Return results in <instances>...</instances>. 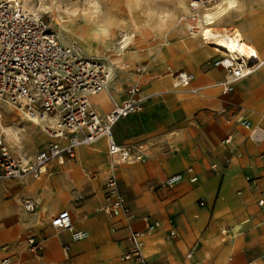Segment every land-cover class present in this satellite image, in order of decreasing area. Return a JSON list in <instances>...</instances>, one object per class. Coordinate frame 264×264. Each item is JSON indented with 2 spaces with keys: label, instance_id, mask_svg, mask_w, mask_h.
Instances as JSON below:
<instances>
[{
  "label": "crops",
  "instance_id": "0c3cea01",
  "mask_svg": "<svg viewBox=\"0 0 264 264\" xmlns=\"http://www.w3.org/2000/svg\"><path fill=\"white\" fill-rule=\"evenodd\" d=\"M180 44L168 57L167 53H155L150 72L121 83L118 80L107 88L106 95L101 93L91 100L92 109L104 118L115 103L125 99L127 88L122 89V83L141 86V96L146 99L143 110L113 128L116 143L130 149V162L112 167L108 143L101 139L80 147L74 159L53 161L39 179L9 180L25 186L11 201L5 198L10 190L0 183L4 200V205L0 204V264L7 258L11 264H75L90 250L105 246L114 249L113 264H134L122 258L131 248L129 238L135 231L145 233L143 253L149 264H186L195 257L190 264H256L260 260L264 255V207L259 205L264 197V139L251 140V132L237 120L243 117L253 128L264 131V71L258 70L237 83L232 94H225L213 84L224 81L227 71L222 67L206 71L200 66L205 59L219 55L204 54L202 49L195 52L185 47L186 42ZM185 54L193 57L192 66L183 59ZM181 60L187 68L181 71L193 73L194 69L206 77L205 82L193 81L197 89L174 87L175 73L166 65L176 66ZM20 119L26 120L24 116ZM30 131H20L21 139L32 143L25 147L26 160L27 156L36 157L43 142L40 132ZM111 173L118 178L132 219L102 210L107 196L103 185ZM177 174H183V180L167 187L166 180ZM26 197L37 203L35 213L25 212L22 201ZM201 201H205L204 207ZM62 211L70 213L77 231L89 233L88 239L73 242L68 231L51 226ZM199 218H205V224L197 234L192 224ZM212 219H223L225 224L226 236L221 242L209 232L202 237ZM153 222L160 226L148 233ZM242 222V232L234 233L232 225ZM174 230L176 236L172 238ZM167 231L168 240L145 253L146 241L160 239ZM31 237L43 240L39 254L28 243ZM196 239L200 243H193ZM202 240L211 247L224 244L211 258L206 256ZM149 252L154 253L151 258L146 256Z\"/></svg>",
  "mask_w": 264,
  "mask_h": 264
},
{
  "label": "built area",
  "instance_id": "2783aa9c",
  "mask_svg": "<svg viewBox=\"0 0 264 264\" xmlns=\"http://www.w3.org/2000/svg\"><path fill=\"white\" fill-rule=\"evenodd\" d=\"M259 64L236 63L230 59L214 62L215 67L224 68L230 76L216 86L225 94H232L236 84L255 73ZM141 71L145 73V69ZM174 77L176 88L189 89L194 81L193 75L187 71H178ZM107 88L108 69L104 60L85 57L75 44L64 46L45 18L33 16L14 1H0V105L11 107L29 120H55V125L46 131L49 144L27 163L15 158L4 137L0 136V181L39 179L48 172V165L53 161L74 159L80 147L101 139L108 143V154L114 162L112 167L130 162L133 158L130 149L116 143L113 128L120 120L140 113L146 99L142 98L139 85H131L125 90V99L115 103L103 118L92 109L91 97ZM237 123L251 132V140L264 139V131L253 128L249 120L240 117ZM182 180L183 174H177L168 178L165 185L174 186ZM191 181L196 183L197 179L192 177ZM103 186L107 196L102 210L114 217L132 219V211L120 191L117 176L111 173ZM259 205L264 207V197ZM200 206L204 207V202L201 201ZM23 208L26 213H35L37 203L26 200ZM51 226L68 231L73 242L89 237L88 232L76 230L68 211L56 215ZM159 226L158 222L150 223L148 233ZM144 236L145 233L139 231L130 235L131 248L123 261L149 264L143 253ZM170 236L175 237L176 231ZM28 243L40 253L42 239L31 237ZM1 264H11V261L7 258Z\"/></svg>",
  "mask_w": 264,
  "mask_h": 264
},
{
  "label": "rangeland",
  "instance_id": "374dc122",
  "mask_svg": "<svg viewBox=\"0 0 264 264\" xmlns=\"http://www.w3.org/2000/svg\"><path fill=\"white\" fill-rule=\"evenodd\" d=\"M0 1H5V0H0ZM190 1L191 0H187V4H189ZM203 1L208 2V0H203ZM263 3L264 0H240L239 9L237 11L232 12L230 14L231 17L229 16L227 21L223 22L218 28L234 29V28L243 27L247 33H253L254 35H256V40L253 41V44L256 46L258 41H264ZM32 4L39 13L38 16L36 17L45 18L50 23L52 29L57 34L59 30L61 29L64 30L68 38H67V43L63 42L59 38L63 44L65 45L75 44L80 49H82L83 54L87 56H89L90 54L93 55V53L92 51H90L92 49H88V50L84 49L82 46V42L79 39V35L81 32L80 28L83 24H88L89 22L98 19L106 20L108 17L111 16L116 22L124 26L118 28L119 30L117 29V32L115 34V40L118 43L124 40L125 35L127 36L130 35L132 30L129 27L132 24H138L140 27H142V29L139 30L140 33L136 34V41L134 43V46L131 47V50H128L126 52L128 55H132V56L134 55V60L127 62L126 65H128V67H124L123 71L116 74L115 76L114 81L117 82L118 80H121L120 83L126 81L127 78L130 77L129 74H132L131 76L133 77L143 75L141 71L142 69H145L146 73L150 72L149 63L150 60H153L155 53L157 52L167 53V57H168L171 49L177 47L178 45H181L180 43L184 44L185 42H187L188 39L190 38L189 32L187 30L181 31V28L183 26H185L186 24H190L194 28H196L193 30V32L199 30L197 25L198 18L194 14L185 15L184 12L180 11L178 7V0H32ZM204 48H202L201 50V52L204 54L215 53L211 49L208 48L204 49ZM175 52H178V50H176ZM216 54L217 53H215V55ZM182 57L185 61L188 62L189 65L192 66L193 61L189 57L186 56H182ZM220 59H221L220 55L216 56V58L205 59L200 63V66L203 70L208 71L214 68L215 67L214 62ZM166 69L169 70L170 73H176L178 71H181V69L186 70L187 68L183 60H181V62H177L176 66L172 65L171 63L167 64ZM259 71H262V69ZM192 72L193 73L191 74H194V69H192ZM134 84L137 83L127 84L126 82H124L121 85H123L122 89H126ZM216 85H217V81L213 84V87H215ZM119 89H121V86ZM191 89H197V87H195L192 84V86H190V89L188 90ZM198 90L201 91L202 89H198ZM97 105L98 107H101L100 103H97ZM13 110L14 109H12L7 105H0V111L4 114L3 119H1L4 126L14 125V123L12 122L13 116L18 120L19 124L24 126L31 125L30 122L26 120H21L20 118L22 115H20L18 112ZM11 111H13L14 113L11 114ZM26 132L30 133L31 131L30 129L23 130V133ZM41 135L43 136L42 137L43 142L39 145L40 150L46 147L50 142L49 136L46 132H42ZM20 144L22 147L21 148L22 153H25L24 152L25 147H29L30 145H32L30 139L27 140L25 138L21 139ZM11 152L12 154H14L12 150ZM13 156L17 158L15 154ZM34 158L35 155L33 157L27 156V162L33 161ZM109 160L113 161L111 157L109 158ZM51 174L54 175V173L52 172ZM49 177L44 178L43 181H46ZM23 181L24 179L22 180V182ZM0 183L4 188L10 190V193L5 197L9 201H11L14 198V196H17V194L25 187L20 184L21 182L19 183L9 180L4 182L0 181ZM23 199L24 200L22 202H24L26 199L30 200L33 198L26 197ZM202 202H204V206H205V201ZM0 204L2 206L4 205V200H2L1 196H0ZM60 210L54 213H58ZM188 213H190V211ZM150 218L156 219L155 217H150ZM204 224H205V218H199L197 222L192 224L197 234L200 233V230L203 228ZM216 227L217 229L215 230ZM224 228H225V224L223 222V219H218V220L212 219L210 223H208V226L206 227L204 232L202 233V237H205L206 233L209 232L213 234L214 238H216L219 242H221V240L225 239L226 236L223 233ZM168 231L162 234L160 238L161 240L158 238H154L152 240L148 239L146 241L145 253H147V250H149L150 247L151 249H158L157 245L162 244V240L163 242L167 241L169 236ZM170 240H176V239H170ZM204 241L205 240L201 241L202 246H204L205 244ZM25 243H26V237H25ZM193 243L197 244L200 243V241L199 239H196ZM193 243L191 245H193ZM223 244L224 243H220L217 246H213V247L210 246V248H212L211 258L214 255V250L215 249L218 250V248H221ZM96 251H98L97 254H99L101 248L97 249ZM153 255L154 253L151 252H149V254H146V256L149 258H151ZM194 262L195 261H193V263ZM76 263L77 261L75 262V264ZM256 264H264V255L260 258V260Z\"/></svg>",
  "mask_w": 264,
  "mask_h": 264
},
{
  "label": "bare ground",
  "instance_id": "6f19581e",
  "mask_svg": "<svg viewBox=\"0 0 264 264\" xmlns=\"http://www.w3.org/2000/svg\"><path fill=\"white\" fill-rule=\"evenodd\" d=\"M8 1H14L15 3L19 4L24 10L31 13L35 17L39 14L37 9L33 6L32 0ZM239 1L240 0H220L219 2V0H208V2H204L203 0H191L189 4H187V0H178V7L180 11L184 12L185 15L194 14L198 18V31L193 32V30L196 28H194L190 24H186L181 28V31L187 30L189 32L190 38L186 42L185 47L190 48L195 52H198L199 49H202L204 47L211 49L213 52L221 56L220 60L230 59V61L236 63L244 61L247 64H254L255 62H257L258 64L260 63L258 65L257 71L262 69L261 72H263L264 41H258L256 47L253 44V41L256 40V35H254L253 33H247L243 27L234 29L218 28L223 22L227 21L232 12L239 9ZM122 26V24L116 22L110 16L106 20L98 19L89 22L88 24H83L80 28L81 32L79 35V39L82 42V46L87 50L92 49L90 51H92L93 55H84L81 49L82 54L88 58H99L107 62L108 89H110V87H112L116 83L114 81L116 74L122 72L124 67H128V65H126L127 62L134 60V55H128L126 52L128 50H131V47L134 46V43L136 41V34L140 33L139 30L142 29V27H140L138 24H132L129 27L132 30L130 35H125L124 40L118 43L115 40V34L117 32V29ZM57 35L58 38H60L63 42L67 43L68 36L63 29L59 30ZM63 45L68 46V44ZM253 51L256 53L255 56L252 55ZM185 56L189 57L191 60L193 58L190 54H185ZM129 75L130 77H133L131 76L132 74ZM192 75L194 77V82L206 81V77L196 70H194V74ZM130 77H128L127 79H129ZM226 79H230V76L228 74L226 75ZM102 94L106 95V91H104ZM92 99L93 97H91V100ZM13 111H11V113H14ZM3 116L4 114L0 111V119ZM24 118L27 121L31 122L30 126L19 124L18 120L13 116L12 122L14 123V125L4 126V124L2 123L0 125V135L3 134L2 136H4L5 141L7 142L8 146L13 151L17 159H20L23 163H27L25 154L20 151V131H23V129L27 128L37 133L46 132L49 127H53L55 125V120L48 119L41 121L38 119L29 120L26 117ZM112 165H114L113 161ZM38 187L39 186H36V188ZM244 223L245 222L235 224L234 226H232L231 230L234 233H241ZM204 242L205 244L203 248L205 249V254L206 256L211 257L212 248L208 246L207 241ZM90 251L91 252H89L87 255H84L79 260H77L76 264H92V261H103L104 264H113V259L115 258L113 247L105 246L101 249V251H99V254H97L98 251L96 250ZM55 257H59V255H56ZM61 258L62 256L60 257V259ZM190 263L193 262H189L186 264Z\"/></svg>",
  "mask_w": 264,
  "mask_h": 264
},
{
  "label": "snow or ice",
  "instance_id": "6c2138e0",
  "mask_svg": "<svg viewBox=\"0 0 264 264\" xmlns=\"http://www.w3.org/2000/svg\"><path fill=\"white\" fill-rule=\"evenodd\" d=\"M252 55H253V56H255V55H256V53L253 51V52H252ZM57 222H58V221H57Z\"/></svg>",
  "mask_w": 264,
  "mask_h": 264
}]
</instances>
